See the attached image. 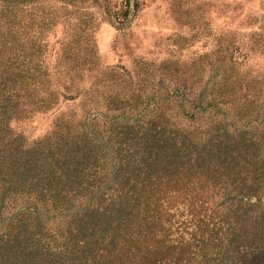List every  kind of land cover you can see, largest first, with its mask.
I'll use <instances>...</instances> for the list:
<instances>
[{"label": "rangeland", "instance_id": "1", "mask_svg": "<svg viewBox=\"0 0 264 264\" xmlns=\"http://www.w3.org/2000/svg\"><path fill=\"white\" fill-rule=\"evenodd\" d=\"M13 1L0 0V14ZM30 1L12 11L20 34L13 46L50 80L77 86L73 99L11 129L30 144L62 116L75 125L91 112L111 125L132 111L142 126L167 120L169 129L201 136L208 143L203 190L215 202L248 196L216 210L237 220L235 241L218 234L220 259L208 260L264 264V0ZM72 67L86 69L67 76Z\"/></svg>", "mask_w": 264, "mask_h": 264}, {"label": "trees", "instance_id": "2", "mask_svg": "<svg viewBox=\"0 0 264 264\" xmlns=\"http://www.w3.org/2000/svg\"><path fill=\"white\" fill-rule=\"evenodd\" d=\"M30 2L15 0L0 14V264H211L212 254L218 262V234L233 244L237 220L216 210L248 196L215 202L203 190L208 143L201 136L169 129L167 120L142 126L132 111L111 125L91 112L75 125L62 116L30 144L11 129L73 99L77 86L50 80L13 46L20 34L12 11Z\"/></svg>", "mask_w": 264, "mask_h": 264}]
</instances>
